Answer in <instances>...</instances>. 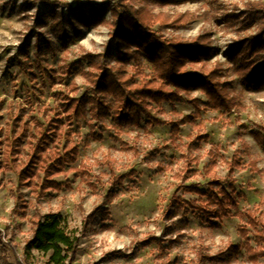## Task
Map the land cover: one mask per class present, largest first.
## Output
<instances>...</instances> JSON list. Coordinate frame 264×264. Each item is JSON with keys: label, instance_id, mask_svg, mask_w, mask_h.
Masks as SVG:
<instances>
[{"label": "rangeland", "instance_id": "obj_1", "mask_svg": "<svg viewBox=\"0 0 264 264\" xmlns=\"http://www.w3.org/2000/svg\"><path fill=\"white\" fill-rule=\"evenodd\" d=\"M118 2L152 16L151 29L160 41L192 47L206 42L202 64L186 70L200 74L219 65L218 81L235 105L229 113L213 110L204 92L191 87L179 90L181 101L172 106L148 103L150 118L138 124L87 114L69 127L77 153L53 178L58 189L40 193L19 186L14 172H0V264H48L49 254L24 247L36 222L49 214L77 233L67 264H201L198 254L221 259L206 264H252L242 233L252 229L240 215L264 218V147L254 138L264 136V89L240 83L229 53L255 35L245 9L264 0H0V127L22 108L20 120L45 124L58 105L56 93L73 99L88 95L91 75H97L90 61L123 70L137 85L153 75L142 55L117 62L118 52L139 49L111 38L107 23ZM77 4L85 11L88 5L102 6L104 21L81 25L71 14ZM70 14L71 23L58 32V16ZM76 61L84 74L41 85L39 69H53L59 77L62 67ZM111 100L105 99L107 106ZM28 149L19 156L23 165ZM221 189L236 200L235 208L225 206L227 216L176 204L193 202L211 210Z\"/></svg>", "mask_w": 264, "mask_h": 264}, {"label": "trees", "instance_id": "obj_2", "mask_svg": "<svg viewBox=\"0 0 264 264\" xmlns=\"http://www.w3.org/2000/svg\"><path fill=\"white\" fill-rule=\"evenodd\" d=\"M87 7L86 11L81 4L72 7L74 20L83 26L104 21L102 6ZM117 7L111 11L112 22L107 23L112 40L122 47L139 48L137 53L118 52L117 62L123 64L130 56L142 55L151 62L153 75L148 79L145 77V80L137 85L125 76L123 70H115L106 64L98 65L90 61V66L96 70L97 75H91L93 85L88 95L73 99L62 92L56 93L58 105L54 115H48L45 124H39L37 119L33 118L31 123L20 120L19 116H25V110L20 109L17 118L11 119L12 122L6 123L5 127H0V172H14L19 186L37 189L40 193L59 188L53 178L74 162L77 153V148L70 145V137L74 132L69 127L76 121L85 119L87 114L92 119L109 117L117 124H138L142 118H150L148 103L172 106L176 101H181L179 90L189 91L191 87L204 92L207 106L213 110L229 113L235 105L234 98L229 97L226 87L218 81L221 72L219 65L200 74L186 70L188 65L202 64L201 58L206 54V42L201 41L196 47H192L189 44L160 41L157 32L151 29L155 20L145 10L134 11L122 2H118ZM71 14L58 16V32L62 31L64 24L71 23L68 20ZM244 16L249 23L254 22L255 35L246 37L244 42L238 44L237 48L240 50H230L229 55L241 84L258 90L264 89V3L249 4ZM127 55L129 56L126 57ZM76 72L84 74V68L78 61L62 67L59 77L53 69L48 68L39 69L37 76L45 87L64 83L65 79L71 78ZM73 89L75 90V86ZM108 97L112 99L110 106L105 102ZM194 107L196 111L199 110L195 103ZM45 110L50 111L48 108ZM254 138L261 148L264 147V136L255 133ZM25 147L29 149L23 165L19 156L25 151ZM210 168L208 166L206 171ZM188 191L197 192L194 188H188ZM214 200V205L209 203L211 210L198 207L193 202L177 200L176 204L186 205L188 209H194L204 215L212 213L216 218L229 215L226 205L236 207V200L222 189L218 196H214ZM245 213L240 215L241 219L246 227L252 229L251 232H242L245 256L249 263L258 264L260 259L264 260V218ZM44 219L36 222L33 236L24 249L28 253L36 250L49 254L48 264H67L76 249L77 233L69 230L56 215L49 214ZM238 249L240 247L235 248ZM198 258L201 264L221 261L219 256L198 254Z\"/></svg>", "mask_w": 264, "mask_h": 264}]
</instances>
